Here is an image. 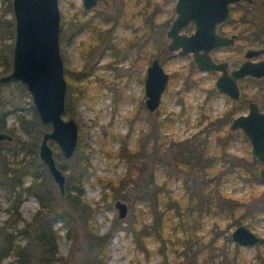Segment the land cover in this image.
I'll list each match as a JSON object with an SVG mask.
<instances>
[{
    "label": "rangeland",
    "instance_id": "374dc122",
    "mask_svg": "<svg viewBox=\"0 0 264 264\" xmlns=\"http://www.w3.org/2000/svg\"><path fill=\"white\" fill-rule=\"evenodd\" d=\"M10 1L0 0V18H11L14 23L12 11H9L6 7ZM59 10L61 17L59 42L63 60L68 62L70 70L81 71L84 74L81 84L86 87V95L78 99L72 107L73 117L78 122V132L79 129L81 131L80 137L78 134L77 148L80 138L84 140L86 145L90 146L89 160L93 166L94 174L90 176L88 181L84 182V199L91 207L99 205L94 214L96 229L98 233L103 234L107 231L114 217H117L126 225L136 208L142 210V212H138L139 220L142 219V221L147 222L151 220V215L145 213L147 207L144 203L135 201L137 189H140L146 180H166L165 165L159 163L157 156L160 155L153 157L150 154L143 153L147 156L143 155L137 161H126L125 158L118 155L117 150L120 146L119 137L121 135L127 139L129 146L132 147L138 132L141 129L145 131L149 121L155 117V112L150 113L145 108L143 84L146 66L155 54L151 45L153 40H149L146 48V51L150 52V54L148 53L150 57L140 58L137 52L138 45L125 47L127 40L135 34L128 27L123 26L122 23L114 25L112 32H109L107 37L106 34L101 33L99 39L91 35L89 28L81 31L75 30L81 20L89 18L94 14V11L102 10L103 12L105 9L102 4L98 8L92 9L93 11L84 14L81 9V0H59ZM164 16L165 13L162 11L157 13L156 18L161 21ZM102 26L101 28L109 27L108 24ZM1 28L0 55L11 59L12 48L9 50V45L13 43V38L6 33V27L1 26ZM239 28L243 29L245 27L241 25ZM157 34L160 35V46H163L167 40L166 36L158 31L154 33L153 37L156 40ZM108 41L115 44L116 47L118 46V48H123V53L120 55L114 54L115 52L119 54L120 51L116 47H107L106 43ZM250 43L248 29L244 31L242 38L235 43L232 49L220 50L216 54L225 56L232 67L233 63H239L244 59L243 54L246 48L258 47ZM84 48L87 50L84 51ZM190 60V55L171 56L166 54L164 56L163 66L165 70L170 74L176 73L173 75V80L169 83L167 90L162 94L159 110L163 111L162 116L168 114L173 118V121L166 126L165 134L167 137L186 139L197 134L196 138L204 139L207 142L208 152L213 154L217 148L215 136H227L229 122H223L222 120L226 116V112L230 110L232 103L224 95L213 94L211 91L214 87L215 75L193 68L194 74L192 76L187 74V76L195 78L192 79L193 81H196V77H199L200 81L196 84L192 82L184 83L183 77L186 76L185 71ZM1 68L0 66V70ZM0 90L5 93V100L8 101L5 117L7 125H9L16 115L13 108L17 106L28 107L27 102L30 100V96L27 91L25 93L21 89L17 90L9 86H4ZM254 90H256L254 87L249 88L251 92ZM12 99L19 105L10 106L9 100ZM245 111V108L241 109V113ZM64 117L69 116L64 114ZM5 132L8 131L5 130ZM231 134L233 137L227 142V150L250 160V157H252L251 146L243 137V133L236 130L232 131ZM52 145L57 151L56 146L53 143ZM77 148L72 157L62 159L66 179L72 174L74 162L78 156ZM7 158L13 159L11 154H7ZM216 164L219 166V163ZM140 166L144 171L139 176L137 170ZM258 167L259 165H250L254 176L249 179L244 178V171L240 167L228 170L221 181V189L234 198L242 199L245 203H249L252 193L263 198L264 202V182L258 176ZM153 168H155V173L152 172ZM171 170L173 169L171 168ZM187 173L190 176L200 174V167L195 166L189 169L188 172H185V170L179 171L172 175L171 179H168L172 196L183 199V201H185L186 195L183 181L188 176ZM105 179H121V183L115 187L111 195L107 196L106 201L100 199ZM28 183L29 178H25L24 186ZM53 190L55 203L63 205L64 202L60 196L62 193L59 192L55 183ZM2 192L0 189V244L5 220L8 219L7 224L12 223L8 213L9 203ZM162 196H164L163 193ZM117 199L127 203L128 210L124 218H119L117 215L118 210L114 205ZM38 208L37 198L33 194H24L19 207L22 218L30 220ZM255 216V218H252L248 215L237 223H233L231 218L216 212L213 207L210 212L194 213L192 217L199 219L202 224L197 230V236L202 237L204 241H208L212 235L210 232L211 226L217 225L223 231L217 237L216 244L221 245L225 242L228 249L231 250L235 243L231 238V231L238 224H244L259 236H264V212L261 211ZM72 217L74 218V214H72ZM181 219L185 220L184 217L177 215L174 210L169 211V214L164 217L165 231L170 232L171 230L173 232L171 228L176 226ZM23 224L24 221L20 220L19 225L23 226ZM53 224L55 228H59L57 246L59 253L66 258L65 264H79L83 254L82 250L76 251L74 249L71 240L65 235L66 228L61 227L62 222L58 220L57 216L54 218ZM177 235H181V232L177 231ZM227 235L230 236V240H227ZM144 241H146V247L149 249L148 258H146L145 252L136 248L135 241L130 233L127 234L124 229L119 230L111 238L106 264H160L162 260L167 261L168 264H180V261L183 260L182 249L178 245L169 243L162 245L161 242L155 241L151 235L146 236ZM258 248L264 251V243H258ZM256 249L255 245H240L238 256L240 262L242 264H256V259L253 257ZM8 259L9 257H4L3 263ZM201 259L200 256L198 263ZM29 264H39L38 249H33ZM211 264H219L218 259L212 261Z\"/></svg>",
    "mask_w": 264,
    "mask_h": 264
},
{
    "label": "trees",
    "instance_id": "16d2710c",
    "mask_svg": "<svg viewBox=\"0 0 264 264\" xmlns=\"http://www.w3.org/2000/svg\"><path fill=\"white\" fill-rule=\"evenodd\" d=\"M6 7L12 11L11 1ZM240 8L243 15L250 17L255 15L257 30L254 43L264 46V0H256L254 5L241 3ZM1 26L6 27V33L14 38V23L11 18H0V29ZM12 44L9 45V50ZM0 66L2 67L0 75L8 72L11 69V59L0 55ZM65 76L68 80V89L64 114L73 117L72 105L86 95V87L81 84V80L79 81V75L71 72L67 65ZM4 86L21 89L27 93L24 84L19 81L0 83V89ZM5 99V93L0 90V131L6 130L12 135L11 140H0V189L9 203L8 213L12 223L7 224V219L2 227L0 264H29L34 248L38 249L39 264H65L66 258L59 253L57 246L59 228H55L53 224L56 216L62 222L61 227L66 228L65 235L71 240L74 249L83 252L79 264H106L111 238L121 229L133 236L136 248L145 252L146 258L149 257V249L144 238L151 235L162 245L166 243L178 245L182 249L183 257L180 264H211L216 259L219 264H242L238 259L240 254L238 243L235 242L231 250L225 242L217 245V237L223 231L217 225L211 226L212 235L208 241H204L196 234L202 224L199 219L192 217L194 213L210 212L214 207L216 212L228 216L233 223H237L248 215L255 218L259 212H264L263 198L253 195L255 193L251 194L249 203H245L242 199L234 198L221 189V181L230 169L242 168L244 178L247 179L254 174L250 169L253 161L229 153L227 143L220 135L215 136L217 148L213 154L208 152L207 143L203 139L167 137L163 132L164 128L173 121L169 115L162 119H151L145 131L141 129L138 132L132 147L121 135L117 150L120 157L125 158L126 161H137L143 155L147 156L143 153L153 157L160 155L157 159L159 163L165 165L167 179L146 180L141 188L137 189L135 201L145 204L147 207L145 213L151 215V220L140 221L138 212L142 210L136 208L126 225L114 217L107 231L100 234L94 221L95 210L99 205L91 207L84 199V182L94 174L89 160L90 146L80 138L78 156L72 174L66 179L65 192L60 195L64 204H56L54 181L38 155L42 133L48 129V124L41 122L31 100H28V107H25L17 106L19 104L12 99L9 102L10 106H17L13 108L16 115L13 122L7 125L5 110L8 101ZM229 134L227 130L226 137ZM7 154H11L13 159L7 158ZM55 154L58 164L63 168V158L57 151ZM216 163H219V166ZM195 166L200 167V174L190 176L187 173L188 176L183 181L185 201L174 198L169 189L168 179L179 171L188 172ZM143 171L140 166L137 170L138 175L140 176ZM152 172L155 173V168ZM25 178H29V183L24 186ZM120 183L121 179H105L100 199L106 201L107 196L111 195ZM24 194H33L39 202V208L30 220L23 219L19 210ZM171 210L185 220L181 219L172 227L173 232L171 230L166 232L164 217ZM20 220L24 221L23 226L19 225ZM177 231H180L181 235L178 236ZM226 238L230 240L229 235ZM255 246L257 249L253 257L256 259V264H264V251L258 248V243ZM200 256L202 259L198 263ZM4 257H9L5 263H3ZM160 264H168V262L162 260Z\"/></svg>",
    "mask_w": 264,
    "mask_h": 264
},
{
    "label": "water",
    "instance_id": "95a60500",
    "mask_svg": "<svg viewBox=\"0 0 264 264\" xmlns=\"http://www.w3.org/2000/svg\"><path fill=\"white\" fill-rule=\"evenodd\" d=\"M231 1L235 0H178L176 8L179 15L169 35L178 40L177 43H182L181 53L194 51V61L201 69H223L216 80V87L236 99L239 97L236 82L238 78L246 75L257 78L264 76V58L250 60L252 56L264 52V48L248 49L245 53L247 59L232 71V76L225 71L226 63H215L207 54L210 48L232 41L226 36L218 35L214 29L217 22L227 17L228 3ZM11 6L14 19L11 69L0 75V83L22 82L41 122L48 124V129L42 133L38 155L48 168L59 192L64 193L66 175L57 162L52 143L62 158L69 159L77 148L79 132L77 120L74 117H64L67 80L59 42V0H11ZM187 19H193L202 26L191 36L175 35L174 31ZM170 47L175 45L171 43ZM199 48H203L204 52L198 53ZM167 80L168 73L158 59H153L146 69L144 80L145 106L149 111L159 106ZM230 127H241L250 139L253 154L262 162L259 173L264 181V113L250 102L249 112L236 116ZM4 139L11 140L12 135L0 131V140ZM114 205L118 210V217L124 218L128 210L127 203L117 199ZM231 237L241 246L264 243V236H259L244 224L237 225L231 231Z\"/></svg>",
    "mask_w": 264,
    "mask_h": 264
},
{
    "label": "flooded vegetation",
    "instance_id": "af4514ba",
    "mask_svg": "<svg viewBox=\"0 0 264 264\" xmlns=\"http://www.w3.org/2000/svg\"><path fill=\"white\" fill-rule=\"evenodd\" d=\"M114 1L115 0H86V1L81 0V9H82V13H84V14L88 11H93L92 9L98 8L101 4L103 5L105 10L103 12H102V10L94 11V14H92L89 18L81 20V23L76 26L75 30L81 31L85 28H89L91 31V35L93 37H95L96 39H99L101 37V33H104V35L106 34V37H107L108 33L112 32L114 25H117L118 23H122L123 26L128 27L133 32V34H135L129 40H127L125 47L138 45L137 52H138V54H139L138 56L140 58H142V57L149 58L150 57V55H149L150 52L146 51V48H147L149 40H153L151 45H152L153 53H155V54L150 59L149 63L146 66V69H147L148 65L151 63V61L155 58L158 59L159 64L164 68L163 61H164V56L166 54L171 55V56L172 55H181V56L190 55L191 60L189 61V65L187 66L188 68L185 71L186 76L183 77L185 84L187 82H192V83L196 84L197 82L200 81L199 77L198 78L196 77V81L192 80L195 78L189 77V76H192L194 74L193 68L200 70L202 72H207L209 74L215 75L216 77L214 80V87L211 91L213 92V94L224 95L226 97V99L230 103H232L230 110L228 112H226V116L223 118L222 121L223 122H225V121L229 122L228 131L230 132V134L232 131H236V130H240L243 133V137L248 141V143L251 146L252 157H250V160L253 161L254 165H256V166L259 165L257 173H258L259 178L262 180L260 173H259V171L262 167V162L257 156H255L253 154L252 143L250 142V139L244 134L241 127L232 129L230 127V124L236 116H238L240 114H247L249 112V103L250 102L256 104L258 110L260 112L264 113V76L257 78L254 76L246 75L242 78H238L236 82H237V85L239 88V97L234 99L230 95H228L227 93L218 90V88L216 87V80L223 73V71H224L223 69H221V68H219V69H201L197 65V63L194 61V58H193L194 51L191 50V51L181 53V51L183 50L182 43H177L178 40L174 39V37L172 35H169V32L172 29L174 21L178 18V15H179V13L177 12V8H176L178 0H144V2H143V0H116L115 2ZM189 1L190 0H187V2H189ZM255 1L256 0H253V2H247L246 0H235V1L229 2L228 3L229 12H228L227 17L223 21L217 22L215 25L214 29L218 35L226 36V37L232 39V41H230L227 44L226 43L219 44V45H216V46L210 48L207 51V54L210 55L211 59L215 63H220V62L226 63L225 71L230 76H232V71L234 69L238 68L239 65L244 60L247 59L245 56V53L248 49H250V48H253V49L264 48V46L257 45L254 43V39L256 37V30H257L256 19L254 18L255 15H252L253 16V19H252V16L250 17L247 15L241 14V12H242L241 8H240L241 3H247L250 5H254ZM142 2H143V4H142ZM86 3H88V7H86ZM162 11L165 13L164 18L161 21L157 20V18H156L157 13H160ZM103 24H108L109 27L101 28V27H103L102 26ZM241 25H243V27H245V28L240 29L239 26H241ZM200 26H202V25H199L195 20L187 19L177 30L174 31V33H175V35H178V36L188 37V36H191L192 34H194L196 32L197 28ZM248 29H249V39L251 42L250 44L256 45L258 47L246 48L244 51V54H243L244 59L241 60L239 63H236V64L233 63V65L231 67L228 59L225 56L217 55L216 52L220 51V50L232 49L234 47L235 43L239 39L242 38L244 31L248 30ZM139 30H141V31L139 32ZM60 31H61V25H60ZM158 31L164 33V35L166 36L167 40L163 46H160V40H159L160 35L158 36V34H157V36H156L157 40H156V38L155 39L153 38L154 33H157ZM171 43H173L175 45V47H170ZM106 45L109 48H110V46L112 48L116 47V45L110 41H108V43H106ZM117 48H118V46L116 47V49ZM60 50H61V47H60ZM86 50L87 49L84 48V51H86ZM118 50L120 51L119 54L117 52H115L114 54L120 55L123 53V48L119 47ZM203 52H204L203 48L198 49V53H203ZM118 58H119V56H118ZM262 58H264V52H262L261 54H259L257 56H252L250 58V60L256 61V60H259ZM62 59H63V57H62ZM63 63H64V75H65L66 65L68 66V68H69V65H68L67 61L64 62V60H63ZM146 69H145L144 80L146 77ZM164 70H165V68H164ZM70 71L73 73H77V75H79V77H80L79 81L81 80V82H82V79H83L82 77L84 76V74L81 71H76V70H70ZM166 72L168 73V80H167V83H166V86H165V89L163 92H165L167 90L169 83H171V81L173 80V75L176 73V72H174V74L173 73L170 74L168 71H166ZM187 74L189 76H187ZM65 78H66V76H65ZM255 80H257V81H255ZM143 84H144V82H143ZM67 86H68V80H67ZM251 87H254L256 90H254L252 92L249 91V88H251ZM66 93H67V90H66ZM144 94H145V90H144ZM145 98H146V95H145ZM160 103H161V101H160ZM144 104H145V99H144ZM65 106H66V99H65ZM159 106H160V104H159ZM159 106L153 111H149L146 108V106H145V108L150 113L155 112L154 118L162 119L164 117H167L168 114L165 116H162L163 111L161 109L159 110ZM243 108H245L246 111L241 113V109H243ZM235 113H237V114H235ZM234 114H235V116L233 117ZM226 117H228V118H226ZM166 129H167V127L165 126L164 131H163L164 134L166 133ZM230 134L228 137H223V136H220V137H222L224 139L225 143H227L233 137V135H232L233 133L231 134V137H230ZM197 136H198L197 134L193 135V137H197ZM186 139H189V138H186ZM229 153H232V152H229Z\"/></svg>",
    "mask_w": 264,
    "mask_h": 264
}]
</instances>
